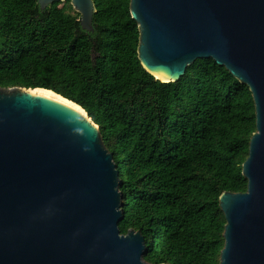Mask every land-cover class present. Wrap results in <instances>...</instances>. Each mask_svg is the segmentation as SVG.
<instances>
[{
  "label": "trees",
  "instance_id": "16d2710c",
  "mask_svg": "<svg viewBox=\"0 0 264 264\" xmlns=\"http://www.w3.org/2000/svg\"><path fill=\"white\" fill-rule=\"evenodd\" d=\"M0 0V87L50 89L99 126L119 172L121 233L140 230L151 264H219L223 191L243 192L256 130L247 85L212 58L174 82L137 58L129 0H93V31L70 0Z\"/></svg>",
  "mask_w": 264,
  "mask_h": 264
},
{
  "label": "water",
  "instance_id": "95a60500",
  "mask_svg": "<svg viewBox=\"0 0 264 264\" xmlns=\"http://www.w3.org/2000/svg\"><path fill=\"white\" fill-rule=\"evenodd\" d=\"M37 0L40 11L53 2ZM93 31V0H70ZM137 58L174 82L212 58L251 92L256 130L243 192L223 191L219 264H264V0H129ZM119 172L99 126L50 89L0 87V264H151L140 230L121 233Z\"/></svg>",
  "mask_w": 264,
  "mask_h": 264
},
{
  "label": "rangeland",
  "instance_id": "374dc122",
  "mask_svg": "<svg viewBox=\"0 0 264 264\" xmlns=\"http://www.w3.org/2000/svg\"><path fill=\"white\" fill-rule=\"evenodd\" d=\"M62 3H63V1L60 2V3H58V4H56V7H57V8L61 7V6H62Z\"/></svg>",
  "mask_w": 264,
  "mask_h": 264
}]
</instances>
